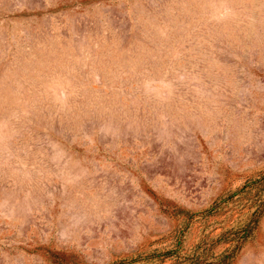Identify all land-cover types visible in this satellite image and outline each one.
<instances>
[{
    "label": "rangeland",
    "instance_id": "374dc122",
    "mask_svg": "<svg viewBox=\"0 0 264 264\" xmlns=\"http://www.w3.org/2000/svg\"><path fill=\"white\" fill-rule=\"evenodd\" d=\"M264 264V0H0V264Z\"/></svg>",
    "mask_w": 264,
    "mask_h": 264
},
{
    "label": "trees",
    "instance_id": "16d2710c",
    "mask_svg": "<svg viewBox=\"0 0 264 264\" xmlns=\"http://www.w3.org/2000/svg\"><path fill=\"white\" fill-rule=\"evenodd\" d=\"M116 264H120V263H116Z\"/></svg>",
    "mask_w": 264,
    "mask_h": 264
}]
</instances>
